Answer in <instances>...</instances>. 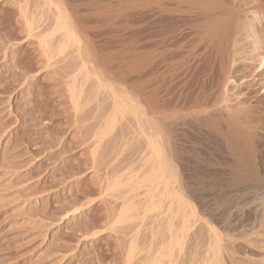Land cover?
I'll return each instance as SVG.
<instances>
[{
	"label": "rangeland",
	"instance_id": "1",
	"mask_svg": "<svg viewBox=\"0 0 264 264\" xmlns=\"http://www.w3.org/2000/svg\"><path fill=\"white\" fill-rule=\"evenodd\" d=\"M73 1L77 2L78 0ZM73 1L71 0L72 6L69 4L66 5V1L64 2V0L62 2L64 3L66 11L69 9L67 13L70 11V15H72L71 10L76 9H70V7H73V4H75ZM97 1L109 5L105 4L104 6V4H98L96 0H81L77 2L79 3V8L76 9L77 13L79 12L76 17L80 16L81 18L77 19L75 17L76 19H74V17H72L75 16L76 12L73 13L72 16L68 14L72 18V24L76 27V29H73L78 31L76 33L79 34L80 44L78 43L79 46H77V44L74 45L77 49H75L72 44H67L64 51L58 54L59 52L56 47L60 45L62 39L61 35H59L60 33L54 34V32H52V27H54V11L52 13V7L50 11L45 7H41V0H0V264H208V262L209 264H264L263 202H259L260 200L252 201L254 203L256 202L255 204L257 206H255V208L259 206L262 210L258 208L253 211L255 208L252 207L255 204L252 202L249 203L250 201L249 199L247 200V198H243L241 202L242 205H244L243 202L249 201L248 203L251 204V206L249 205L250 207H248L247 202L245 203L247 207L242 205L239 206L241 198L237 199L238 203L237 201L231 202L232 206L228 203L227 206L225 204L223 207L219 204L220 200L216 199L214 201L215 204L213 203L211 205L212 207L214 206V209H218L217 212H214L212 211V207L209 205L205 206L206 204L202 203L196 196H194L195 201H193L194 197L192 196L193 198L191 197V200L187 201V203L190 201V207H185L186 204L182 206V204L177 201L175 202V199H172L174 197V195H171L172 193H177L175 197L181 193L174 183L175 181L173 182V179H169L170 184H168L167 181V189L168 191L171 190V192L168 193L165 189L166 181L163 182L160 176H158L160 172L156 171L158 174H154L153 171L156 169L148 167L149 165L147 164L145 165L144 157L147 156L148 146L146 142L144 143V139L147 137L143 139L139 133L140 130L138 132V123L131 118V116H133L130 114L132 111H128L127 108L126 110L130 112L129 114L125 110L122 113L124 115H120V117L118 113L117 117L116 114L115 117L112 116L114 115V113L111 114L114 110V108H112V105H114V103H112L114 98L111 96L113 94L111 91L114 92V90L117 89V91L119 90L117 92L118 94L121 89L125 87L123 90L126 94L122 90L119 96H121L122 93L125 95H127V93L129 94V88L128 86L126 87L127 82L129 85L128 80H131L141 72L136 76L139 77L144 70L140 67L142 69V71H140L141 69L139 66L142 64L146 67L147 64L145 66V63L148 62L149 64L150 61L146 56H144L145 58L141 56V60H139V56H133V58L135 57L136 59L139 57L138 62L141 61V64L139 63V66H136L138 65L136 64L137 61L132 58L131 52H126L129 50V47L126 45L128 40H125V35L126 37L128 36L126 33L129 30V24H127L129 10L125 8L128 5L127 0H113L112 3L111 0H109V3L108 0ZM125 1L127 4H124ZM236 1L240 4L236 3ZM250 1L251 0H246L245 2L242 0H232L231 3H234L233 6L236 8L240 5L243 11L245 9V11H247L253 6L252 4L255 5L257 3V1L253 0V2H255L253 3L251 1L252 4H250ZM67 2H70V0H67ZM242 2L244 4H242ZM246 2L249 3L250 6L249 4L247 6ZM115 3L117 5L120 4V6H115ZM106 6L111 8H107ZM122 6L125 7L122 8ZM249 13L251 12L240 13V19L237 21L239 30H241L240 28L244 30L240 32L241 34L238 32V45L233 49L235 54L233 56L234 62L229 69L231 73L229 71V79L225 85L227 89V98H230L231 102L229 99H227V102H229L230 105H234L232 104L233 102L237 103L242 100H247L249 105L250 102L252 105L255 100L260 104L254 102L256 104L253 103V105L254 107L256 105V109H260L263 117L264 103H262L263 101L261 102V100L264 99V57L262 62L261 59L262 56H264V42H261L264 37L261 40L259 38L263 36L260 33V29H264V16L262 12H256L257 14L254 13V15ZM75 20H78L77 24ZM79 21L80 24L78 25ZM241 21L242 24L238 25ZM257 21H259V23H257ZM30 22L33 23L32 26H29V24H31ZM247 22H249L248 24L252 23L250 27L252 30H255L253 33L250 31V27V29L247 28L249 26ZM256 23L258 25L253 26L256 25ZM246 24L247 27H244ZM259 24H261V27ZM27 25L30 27V30ZM50 29L52 30L50 31ZM257 31H259L260 34ZM50 32L53 35H48ZM255 32L258 35H256ZM254 34L257 36L256 38ZM45 36L49 37L45 38ZM43 38H45L44 41L48 39V41L46 40L48 45L45 46L43 43L41 44ZM257 39L260 41L258 42ZM83 56H92L91 59L98 56V59H95L97 60L95 69H97L98 63H100V65L97 70H94L96 72L94 75L97 74L94 78L93 74L85 75V70L88 69L90 65L86 64L87 61ZM107 56H110L108 58H112V63H109L110 66L108 65L109 69L106 64H102L101 62L102 59L109 60ZM121 57L125 59L131 57L130 59L136 61L135 66L132 60L130 62H133V64L129 62L130 59L127 61L128 64H126V60ZM80 58L82 61L85 60L86 62H82ZM93 59L92 61H94ZM119 59H122V63L124 60L125 64H119ZM81 63L86 64V69H81L82 71L79 70L82 65ZM129 64H132L136 69L132 68V65L130 66ZM125 65H127V68L130 66L133 72L137 70V73L134 72V75L132 73L128 76L127 74L131 72V69H128L130 70V72H128L125 69ZM78 70L80 72H78ZM118 75L122 77H118ZM125 77L129 79L127 80ZM120 81H123V83ZM113 88L116 89L113 90ZM72 96L77 97L73 98ZM119 96L117 98L121 100ZM127 96V99H129V95ZM262 96L263 98L260 100ZM231 97H234L235 100ZM117 98L115 101H119ZM240 98L243 99L240 100ZM247 98L251 99V101H248ZM125 101L127 100L125 99L124 102ZM229 104L227 103V105ZM130 105L131 104L128 102L127 107H129V109H131ZM257 105H260L261 108L257 107ZM140 116L138 117L140 118ZM108 117H114V119ZM142 117L144 116L142 115ZM108 119L113 121L109 122ZM107 120L109 124L112 123L111 126H114L110 127V125L106 123ZM136 120L139 122L137 117ZM143 120L145 121L143 118L140 119L142 124L141 122H139V124L141 126L145 124ZM105 124L109 126L110 129L106 128L107 126ZM142 128L143 127H140L139 129ZM144 128L141 131L145 134L146 128L145 130ZM198 138H200V143L202 142L205 144L203 140L205 138ZM148 154V157L154 160L153 156H150V150H148ZM148 157L146 161L150 162V158L148 159ZM149 162L147 163L150 164ZM152 164L153 161L150 166ZM155 165H157V163ZM155 165H153V167H156ZM173 166L175 167V165ZM149 168L152 170L153 173L151 172V174L154 175V178L159 177L158 180L155 178L159 183L154 180L152 185L150 184L151 187L147 185V183H151L150 181L153 177L148 178L150 175ZM175 168L178 167L176 166ZM186 170L188 173L190 172L188 169H185V171ZM146 173L148 176L146 175L147 178L144 180H150L148 182H142V176L144 177ZM134 175L136 176L134 177ZM189 175L190 174L183 173L178 177H181V181L183 180L182 183L184 182V184V180H186L187 184L185 185H188ZM178 177L176 176V181H180ZM133 181L140 185L136 187ZM112 183L116 185L120 184L121 186L118 185L119 188H117L118 186H114ZM155 184H160V186ZM154 185L160 190L159 193V190L156 188L155 190L153 189ZM110 187L115 191L111 190ZM150 188H152V190ZM148 189L149 193L147 192ZM172 189L176 190L173 192ZM153 190L154 192H152ZM144 191L149 195L147 194L146 196ZM153 193L157 194V197L158 194L162 195L163 197H161L165 201L161 202L163 200L159 198L160 204H158V206L157 203H159V200H157L156 195ZM151 194L154 195L155 198L151 196V199H149L148 197H150ZM164 194L167 195L165 196L166 198ZM168 195L172 198H169ZM167 198H169V200L171 199V202L180 205L176 207V205L170 203ZM181 201L183 202V200ZM216 202H218V205ZM148 203L150 205H148ZM155 203L156 205L154 206ZM169 203L171 205L173 204V209L169 208V211L171 209L172 212H168L164 217V214L168 211L165 206L168 204L167 207H169ZM200 203H202V205ZM235 203L237 205L234 206ZM146 204L147 206H143ZM197 204L199 205L197 206ZM153 206L157 207L156 209L161 207V210L158 212ZM219 206L221 209L218 208ZM237 206H239V210L236 209ZM184 207V211L188 215V210H190L189 218L193 219V221L191 219L192 222L189 220L188 215H186L184 211H181ZM198 207H202V211H200ZM230 207L233 208V211H236L233 213ZM128 208L132 210L129 209L130 211L128 212ZM148 208H151V210L154 209L155 213L153 210L151 213V210L149 211ZM192 208H194V210L196 209V211L199 210L202 214L209 215H207V218L211 221L213 220L214 227L212 226V229H214L218 236L219 231L222 230L219 236L221 239L220 246H226V243H222L224 240L228 242L226 248L223 246L221 249H223L224 252H222L225 255L227 254L228 259L229 254L233 255V257L230 255V261L232 263H229V260L226 259L227 256L224 258L225 255L222 254L221 251L219 252L221 256L219 254H213L212 259L210 261L207 260V257L208 259L209 256L211 258V255L208 254L213 252L209 253L206 243H208V240H211V242L213 241L211 238L212 235L214 236V233L213 230H211V226L206 224L203 219L198 217L199 220L197 217H191ZM250 208H252V211ZM123 209L125 213L127 211L126 217H122V215H125L122 213L120 217L118 216V223H115V218H117V215H119V212L123 211ZM144 209L148 210L144 211ZM224 210L226 214L223 213V215H221ZM228 210L232 211V214L237 217H234ZM259 210L260 213L258 214ZM176 211L178 212L177 216L181 217H178L180 221L175 215ZM206 211H209L210 214ZM242 211L243 213H241ZM249 211H251V215L248 214L250 213ZM170 213H175L173 214L175 218ZM227 213L231 216H228ZM161 214L163 216H160ZM262 214L263 216H260ZM168 215L170 216L169 219L167 218ZM245 215H248V220L249 218H254V222L252 219V222L249 224L248 222H250V220L246 221L247 217ZM154 216L156 218H154ZM255 216L258 221L260 219L259 222L257 220L255 221ZM259 216L260 218H258ZM182 217L184 218L182 219ZM121 218L122 220L120 221ZM124 218L129 219H126V222H122L125 221ZM235 218H238V220ZM217 219L223 220L219 222ZM170 220L171 223H169ZM183 220L186 222L185 227L183 226L184 230L181 229ZM214 220H217L216 223ZM239 220L243 221L241 222ZM173 221H175V226ZM223 221L226 224H222ZM229 221H231V224L232 221H234L232 225H235V227L239 226V224L237 225L236 223L239 222L241 224L239 230L241 234L244 233V239L238 234L240 233L239 230L234 232L233 235L236 236L235 238L229 239L228 236V238L224 237L226 235L223 233V228ZM167 222L168 224H172L171 228H175L174 230H176L174 232L169 226V235H166L168 231ZM179 222H182V224ZM201 222L202 224L204 223L203 226H201ZM190 223H193L192 227ZM245 223L250 226V228L248 226V230L245 228ZM252 223L255 225L257 224L255 227L256 229H254L255 225L253 226ZM178 225L180 231L179 228H176ZM215 226H217V228ZM243 227L247 234L250 235V233L253 232L255 235L253 233L251 236L245 234V232L242 231L244 230ZM185 228L187 229L186 233ZM190 228L194 230L192 229L190 231ZM198 228H200V231H198ZM203 228H205L207 232L203 231L205 230ZM218 228L221 230H216ZM257 230L261 234H258ZM153 231L156 232V234H154ZM193 231H195V235L198 234V236H193L194 234H191ZM201 232L203 237L201 236ZM178 233L180 234V239ZM236 233L239 235L238 237ZM171 234H174L175 238L174 235L171 237ZM191 235L192 238L195 239H191ZM151 236L153 238H151ZM168 236L170 237V241L168 240ZM186 236L187 238H185ZM199 236L201 237L199 238ZM208 236L211 238H208ZM184 238L186 241H184ZM174 239L175 241L173 242L172 240ZM234 239H236V241ZM241 239L244 240V245L242 247L241 244L243 243ZM245 239L248 240L249 246L245 244ZM251 239H254V242L251 241ZM182 240L184 242H182ZM178 241L179 243L177 244L176 242ZM232 241L235 244H233ZM162 244L165 246L162 247ZM167 244H170L169 248H172L168 250ZM175 245L178 246V250L183 248L181 253H179L180 251H176ZM230 245L233 246L230 249L232 253L230 252L228 254ZM234 245L235 250L238 249L235 253ZM236 245L239 248H237ZM161 248L164 250L167 248L165 253L163 249V252H160L159 249ZM171 249L173 251H171ZM226 249L228 252L225 251ZM173 252L176 254L178 253V256ZM205 252L207 253L206 255L204 254ZM171 253L173 256H170ZM233 253L237 254L234 255ZM130 255L132 256L129 259L128 257ZM157 255L158 258L159 255H161V258H159L161 261L157 260ZM165 255L166 257H164ZM219 258H222L221 261H219ZM206 260L208 262H206Z\"/></svg>",
	"mask_w": 264,
	"mask_h": 264
},
{
	"label": "bare ground",
	"instance_id": "2",
	"mask_svg": "<svg viewBox=\"0 0 264 264\" xmlns=\"http://www.w3.org/2000/svg\"><path fill=\"white\" fill-rule=\"evenodd\" d=\"M78 1H81V0H78ZM82 1H86V0H82ZM112 1L113 0H111V3H112ZM114 1H116V0H114ZM231 1L232 0H127V3H128L127 7H125L126 5L122 6V8L125 7V8H128V10H129V13L127 15L128 16L127 17L128 23L125 20L126 23L129 24L128 25L129 30L127 29L128 32L126 33V34H128V36L126 37V35H125V40L126 41L128 40V42H126V45H127V47H129V50L126 52H131L132 58H133V56H135V57L139 56L140 57L139 60H141V56H143L142 58H145L144 56H146L150 62L148 64V62L145 63V60H144L145 66L147 64V66L144 67L140 63L141 61L138 62L139 57L137 59L134 57L133 59L136 60L137 61L136 64H138L136 66H139V63H140L143 67L140 65L139 68L141 67L144 70L139 77H136V76H138L141 72L140 73L138 72L139 74H137L133 78L130 77L132 79L128 80L129 78L127 79L126 77H128L132 73L134 75V72L137 73V70L134 72L132 71V68L136 69L132 65L134 62V66H135L136 61L130 59L131 57H129L127 59L121 57L122 59L126 60V64H128L127 61L129 59H130L129 62L131 60L133 61V62H130V63H132L131 64L132 66L129 64L132 68H130V66H129V68H127V65H125L126 66L125 69L128 72H130V70H128V69H131V72L128 73L127 74L128 76L125 77L129 81V85H128V82L126 85V87L128 86V88H129L128 89L129 94L127 93V95H129V99H127L128 96L125 95L126 93L123 90V89H125V87L123 89H121V91H120V92H122V90H123L125 93V94L122 93L121 96H119L120 92L117 94V92L119 90L117 91L116 88H113V90L114 89H116V90H114V92L111 91L113 93V94L111 93L112 94L111 96H113V98H114L113 99L114 101L112 100L113 101L112 103H114V105H112V108H114V110L111 114L114 113V115H112V116L115 117V114H116V117H117V113H118V115L120 117V115H124L122 113L128 108V111L131 110L132 113H130L131 111L127 112V110H126V112L128 114L130 113L131 115H133V116H131V118L134 119V121H136L140 127L144 128L146 126L145 127L146 131H147V132L145 131L146 136H145L144 132L141 131L143 128L139 129L140 127L138 125H137L138 128L137 127L136 128L138 129V132L140 130L139 133L141 134L143 139L145 137L148 138V139L145 138L144 139L145 141L144 140L143 141H144V143L146 142V144L148 146L147 149L151 151L150 156L151 155L153 156V158H154V160L158 166L155 165L156 163L154 162V160L152 158L148 157V155H149L148 150H147V156L144 157L145 159L142 157L145 160L144 163H145V165L146 164L149 165L148 167H151L152 169H156L155 171H153L154 174H158V173H156V171L160 172L159 173L160 175H158V176H160V179L163 180V182L166 181V183H165L166 188L165 189L167 191H168L167 185L170 184L169 179H171V180L173 179L172 180L173 182L175 181L174 183L177 185V187L179 188L181 193L177 197H175V195H177V193H175V194L172 193L171 195L172 196L174 195L175 198L169 197V195H168V197L175 199V202L177 201L178 203L182 204V206H183V204H186L185 207H188V206L190 207V205H189L190 201H189V203H187V201L191 200L190 198L192 196L193 197L196 196L198 199L201 200L202 203L206 204L205 206L209 205L210 207H212L211 205L213 203L215 204L214 201L216 199L220 200L219 204L222 207L225 204L227 206L228 203H230L231 204L230 206H232L231 202L237 201V203H238L237 199H240V198H241V200L239 201L240 202L239 206L242 205L241 201L243 198H247V200L249 199V201H250V202L248 201L249 203H251L252 201H259V200H260L259 202L264 203V118H263L264 116L262 117L263 114L261 115L260 109H258V108L256 109V105L254 107L253 103L257 102L255 100L252 103L253 107L251 105V102L249 105L247 100H242V101H239L237 103L233 102L232 104H234V105H230L229 102H227L228 101L227 99H229V101H230V98H227L228 97L227 93H226L227 89L225 87V85L229 79L228 78V74L230 71L229 69L231 68V65L234 62L233 56L235 54H234L233 49L236 45H238L237 44L238 43V41H237L238 32L240 33L244 30V29L242 30V28H240L241 30H239V27L237 26V21H238V19H240L239 15H240V13H245V12H251L253 15L256 12H260V13L262 12L263 16H264V0H255V1H257V3L255 5L252 4L253 0H251L252 2L250 1V4H252L253 6L251 5L252 7L250 9H248L247 11H245L246 9L243 11L242 10L243 8L241 9L240 5H239L240 9H239V7L236 8L235 6H233L234 3H231ZM242 1L245 2L246 0H242ZM62 2H63V0H41V2H40L41 7L47 8L48 11H50L51 7L53 8V10H52V8H51V10H52V13L54 11V24H53L54 27H52L53 30L50 29V31L52 30V32H54V34L60 33L59 35H61V39H62L60 45H58V47H56L58 49V52H59L58 54H60L64 51V49L67 47L66 46L67 44H72L73 46L77 44V46H79L78 43L80 41L79 36H78L79 34L76 33L78 31L74 30V29H76V27L72 24V18L70 17L73 15V13L76 12L75 16H72V17H74V19L81 18L80 16L76 17V15L79 13V12L77 13V11H76V9L79 8V3L73 1V2H75V4H73V7L68 6V7H70V9L76 8V9L71 10L72 15H70V11H69V13H67V11L69 9H67V11H66L64 3H62ZM64 2L66 3V5L72 4L71 0H70L71 3L67 2V0H64ZM96 2H98V4H104V3H101V1L99 2L96 0ZM108 3H109V0H108ZM127 3L125 1L124 4H127ZM236 3H239V2L236 1ZM236 3H235V5H236ZM105 4H107V3H105ZM105 4H104V6H105ZM242 4H244V3L242 2ZM248 4L249 3H247V6H248ZM250 4H249V6H250ZM107 5H109V4H107ZM116 5L117 4L115 3V6ZM118 5L120 6V4H118ZM104 6H102V7H104ZM110 6H112V5H110ZM106 7L108 8L109 6H106ZM244 7H245V5H244ZM109 8H111V7H109ZM126 13H124V14H126ZM251 13H249V14H251ZM240 17H242V16H240ZM125 18H126V15H125ZM241 20H242V18H241ZM75 21H76L75 23L77 24L78 20H75ZM253 22L255 23L254 20H253ZM248 23L249 22H247V24ZM257 23H259V21H257ZM257 23H256V25H253V26H257L258 25ZM79 24H80V21H79L78 25ZM240 24H242V21L238 25H240ZM247 24H246V26L244 25V27H247ZM250 24H252V23H250ZM250 24H248L249 26L247 28L250 27ZM32 25H33V23L29 24V26H32ZM260 25L261 24H259V26ZM29 26H28V29L30 30ZM126 27H127V25H126ZM240 27H243V26H240ZM262 30L260 29V31H261L260 33L263 36L261 38H259L260 37V35H259V37H258L260 40L264 37V29H262ZM250 31L253 33V31H255V30H252V28H251ZM247 32H249V31H247ZM257 32L259 33V31H257ZM50 34H51V32L48 35H50ZM255 34H256V32H255ZM255 34H254V36H255ZM51 35H53V34H51ZM256 35H258V34H256ZM46 36H45V38L49 37V36L48 37H46ZM249 36H251V35H249ZM252 36H253V34H252ZM256 37L257 36H255V38ZM45 38H43V42L41 41V44L43 43V45L46 46V45H48V43H47L48 39H46L47 41L46 40L44 41ZM257 41H258V39H257ZM263 42H264V38H263L261 43H263ZM253 45H254V43H253ZM45 46H43V47H45ZM263 46H264V44H263ZM74 48H75V46H74ZM75 49H77V48H75ZM49 50H50V47H49ZM107 52H109V51H107ZM77 53H79V52H77ZM237 53H238V51H237ZM127 54H130V53H127ZM261 54H263V53H261ZM128 56H130V55H128ZM83 57L88 63L85 60L82 61L81 58H80V60L82 62H86V64H88L90 66L88 69H86V64L81 63L82 65L79 68V70L86 69L85 75H87V74L88 75L89 74L94 75V73H96L94 70H97L99 65H100V63H98L97 69H95V66H96L95 64L97 61L95 59H98L97 58L98 56H96V58H94V59L92 58L94 61H92V59H91L92 56H83ZM108 57H110V56H107V58ZM111 57H112V55H111ZM263 57L264 56H262L261 62L263 61ZM235 58H236V56H235ZM108 59L109 60L102 59V61L101 60L100 61L102 62V64H106L107 66L108 65L110 66L109 63H112V58H108ZM147 59H146V61H147ZM88 60H90V61H88ZM121 60L119 59V62H120L119 64L122 63ZM124 60H123L122 64H125ZM109 61H111V62H109ZM113 61H115V60H113ZM93 62H95V63H93ZM103 62H105V63H103ZM142 62H143V60H142ZM115 63H117V62L115 61ZM109 66H108V69H109ZM137 69H138V67H137ZM79 70H78V72H80ZM127 71H126V73H127ZM140 71H142V69ZM230 73H231V71H230ZM119 74H120V72H119ZM83 75H84V73H83ZM95 75H97V74H95ZM95 75L93 76V78L95 77ZM90 76H92V75H90ZM118 77H122V76L118 75ZM123 81H120V82L123 83ZM230 81H232V80H230ZM227 85H229V84H227ZM228 94H229V92H228ZM118 96L121 97V100H120V98H117ZM233 96H234V94H233ZM72 97L75 98L77 96H75V97L72 96ZM116 98L119 101H117V100L115 101ZM231 98H233V100H235L234 97H231ZM261 98H263V96L260 97V100H261ZM123 99L124 100L126 99L127 101L124 102ZM241 99H243V98H240V100ZM244 99H245V97H244ZM249 100L251 101V99H248V101ZM256 100H258V99H256ZM74 101H73V103H74ZM128 102H129V104H131L130 105L131 109H129V107H127ZM261 102L264 103V99L261 100ZM227 103L229 105H227ZM257 103L260 104L259 102H257ZM77 104H78V102H77ZM254 104H256V103H254ZM257 107H260V105H257ZM263 107H264V105H263ZM139 108H141V109H139ZM142 115L144 117H142ZM135 116L137 117V119H139V122H141L140 121L141 118L145 119V121L144 120L143 121L146 125L143 123L144 126L143 125L141 126L139 124V122L136 120ZM138 116H140V118ZM114 117H111V118L114 119ZM108 118H110V117H108ZM129 119H130V117H129ZM108 120L106 122L108 124L110 121H113V120H109V122H108ZM141 124H142V122H141ZM109 125H110V127L114 126V125L111 126L112 123H110ZM135 126H134V128H135ZM110 127L107 126L106 128L110 129ZM145 128H144V130H145ZM143 134H144V136H143ZM136 136H137V133H136ZM198 137L205 138V139H203L205 144H203L202 142L200 143V140H199L200 138H198ZM139 140H140V138H139ZM147 157H148V159L150 158V162L146 161ZM151 160L153 161V164L150 166V164L152 163ZM147 162H149L150 164H148ZM174 162H175V164H174ZM153 165H155L156 167H153ZM173 165H175V167L177 166L178 168H175ZM145 167H147V166H145ZM185 169H188L190 172L188 173L187 170H186L187 171L186 172ZM149 171H150V173L148 171H146L147 173L150 174L148 178H151L152 176L153 177H152V180L150 181L151 183H147V185H148V187H151L154 180H156V179L158 180L159 177H155L156 178L155 179L154 175L151 174L152 170H150V168H149ZM182 171H185V172H183L184 174L185 173L190 174L188 176V178H189L188 185L189 186L185 185V184H187L186 180H184L185 181V184H184V182L182 183L183 180L181 181V177H178V176H180V174H183V173H181ZM147 173L144 174L145 175L144 177L142 176V180H143L142 182L146 181L144 179L147 178V176H148ZM135 176L136 175H134V177ZM176 176L178 177V179H180V181L179 180L176 181ZM182 179H184V178H182ZM149 180L150 179H147L146 182H148ZM114 181H116V180H114ZM167 181H168V184H167ZM157 183H159V182L157 181ZM174 183H173V185H174ZM112 184L114 186L120 185V184L116 185L114 183H112ZM135 184L136 183L134 182V185ZM137 185H138V183L135 186L137 187ZM141 185H143V184H141ZM155 185H157V184H155ZM155 185L153 186L154 190L156 188ZM143 186H145V185H143ZM157 186H160V184ZM170 186H172V185H170ZM117 188H119V186ZM163 188H164V186H163ZM145 189H147V188H145ZM150 189L152 190V188H150ZM170 189H171V187H170ZM111 190H113V189L111 188ZM154 190L152 192H154ZM157 190H159V189H157ZM175 190H173V192ZM113 191H115V190H113ZM148 191H149V189L147 190V192ZM167 191H166V194H167ZM159 192H160V190L158 191V193ZM169 192H171V190L168 191V193ZM145 194H146V192H145ZM147 194H146V196H147ZM154 195H156V197H157V194H154ZM154 195L151 194L150 197H148V198L151 199V196L154 197ZM146 196H145V198H146ZM161 196L162 195L158 194L157 200H159V198L161 200L163 197V196L162 197ZM165 196H167V195L164 194V197ZM169 198H167V199L169 200ZM149 199H148V201H149ZM194 199H195V197L193 198V201H195ZM160 200H159V203H157V205L160 204ZM181 200H183V202ZM152 201H153V199H152ZM152 201H151V203H152ZM164 201L165 200H163L161 202H164ZM169 201H170V203H173V202H171L172 201L171 199ZM193 201H191V202H193ZM196 201H198V200H196ZM175 202L173 204L176 205V207H178V205H180V204H175ZM246 202H243L244 205H242V206H245ZM202 203H200V204L202 205ZM217 203L218 202H216V204ZM249 203H248V207L251 206V204H249ZM252 203H254V202H252ZM191 204H193V203H191ZM257 204H258V202H257ZM260 204H262V203H260ZM148 205H150V204L148 203ZM155 205H156V203L154 204V206ZM170 205H169V207H167L168 204H167V206H165L166 210L168 209V211L165 214L163 213L164 217L168 212L171 211V209L169 211V208H172V205L171 206ZM198 205L199 204H197V206ZM235 205H237V204L235 203L234 206ZM143 206H147V204L143 205ZM154 206H153V208H155V210H157L158 212H159V210H161V207H158V209H156L157 207H154ZM239 206H237L236 209L239 210L240 209ZM255 206H257V205L255 204L252 208H255ZM176 207H175V209H176ZM185 207L183 208V210H181L182 212L185 210ZM193 207H195V206H193ZM213 207H212V211L217 212L218 209L216 210ZM245 207H247V206H245ZM151 208H148L149 211L151 210ZM188 208H186V209H188ZM198 208H200V207H198ZM218 208L221 209L220 206ZM230 208H232V207H230ZM252 208H250L251 211H252ZM258 208H259V206H258ZM258 208H255L253 211H255ZM129 209L130 208H128V210H127L128 212L130 210H132V209H130V210ZM145 209H146V207H145ZM145 209H144V211L148 210V209L147 210H145ZM201 209H202V207L200 208V211H202ZM208 209H210V208H208ZM242 209H243V207H242ZM263 209H264V207H263ZM152 210L155 213L154 209H152ZM152 210H151V213H152ZM260 210H259L258 214L260 213ZM127 211H126V213H127ZM157 211H156V213H157ZM177 211H176V214L175 213H173V214H175L177 219L180 221L181 217L177 216V213H178ZM188 211H189V215L185 211L184 212L186 213V215H188V218H189L190 217V210H188ZM200 211L199 210L196 211V209L194 210V208H192L191 217H197V218L199 217V218L203 219V221H205L206 224L211 226V230H213L214 236L212 235V238L208 236V238L213 239V241L211 242V240H208V243L209 242H211V243H209V244L206 243L207 244L206 246H208L207 249H208L209 253L213 252L211 254H208V255H211V258L209 256V259L207 257V260L210 261L212 259L213 254H219L220 251L221 252L223 251V249H221V247L224 246L226 248L228 242H226V240L223 239L224 241L222 243H224V244L226 243V246L225 245L220 246L221 239L219 238V236L221 235L222 230L220 228L216 229V230H219V229L221 230V231H219V236H218L216 234V232L214 231V229H212V226H213L212 221L213 220L212 221L209 220L207 218L209 215L207 214L208 215L207 216L205 214H202ZM228 211H229V213L231 212V214H232L233 208H232V211H230V210H228ZM235 211H233V213ZM251 211H249L250 213H248V214L251 215ZM143 212H142V214H143ZM174 212H175V210H174ZM206 212L209 213V211H206ZM225 212H226L225 210H224V212L222 211L221 215H223V213H225ZM263 212H264V210H263ZM119 213L120 214L117 215V218H115V223L118 221V216L120 217V215H122V213L125 214V215H122V217L123 216L126 217V213L124 212V209H123V211H120ZM219 213H218V215H219ZM238 213H239V211H238ZM241 213H243V211ZM256 213H257V211H256ZM142 214H141V216H142ZM148 214H150V213H148ZM170 214L174 217V215L172 213H170ZM254 214H255V212H254ZM131 215H133V214H131ZM145 215H147V214H145ZM214 215H216V214H214ZM227 215H228V213H227ZM227 215H224V216H227ZM252 215H253V213H252ZM160 216H163V215L161 214ZM228 216H231V215L229 214ZM260 216H263V214ZM260 216L258 218H260ZM169 217L170 216L168 215L167 218L169 219ZM173 217H172V219H173ZM178 217H180V218H178ZM246 217H247V219L246 218L245 219L247 221L248 215ZM250 217H252V216H250ZM154 218H156V217L154 216ZM183 218L184 217H182V219ZM197 218H196V220H197ZM213 218H214V216H213ZM238 218H239V216H238ZM238 218H235V219L238 220ZM126 219H125V221H122V222H126L128 220V219L127 220ZM191 219L192 218H189L190 221H191ZM210 219H211V217H210ZM242 219H244V218H242ZM252 219L254 222V218H252ZM252 219L249 218V220H250V222H248L249 224L252 222L251 221ZM263 219H264V217H263ZM121 220H122V218L120 219V221ZM184 220H183V224H182V222H179L180 224H182L181 229H183L186 225V222ZM220 220L221 219H219L218 221L220 222ZM228 220H230V219H228ZM228 220H226V221H228ZM256 220L258 221L257 217L255 218V221ZM166 221H168V220H166ZM175 221H173V223ZM192 221H193V219H192ZM216 221H215V223H216ZM239 221H241V220H239ZM259 221H260V219H259ZM233 222L234 221H232V224H234ZM261 222H262V220H261ZM169 223H171V220L169 221ZM188 223H189V221H188ZM224 223L225 222L223 221L222 224H224ZM166 224H167V230H168L166 235L167 234L169 235V226H170L171 230L173 229L174 232L176 231V230H174L175 228H171L172 224H168V222ZM192 224H191V227H192ZM232 224H231V221H229V223L223 228L222 225H220V223H219V225L223 228V233H225V235H226L224 237L228 236L229 239L233 238V237L235 238L236 236L233 235L234 232H237L241 228L240 227L241 224L239 222L236 223L237 225L239 224L238 227H235V225H232ZM245 224H246L245 225L246 227L245 226L244 227L247 228V230H248L250 228V226L247 225V223H245ZM203 225H204V223L202 224V222H201V226H203ZM254 225L255 224H253V226ZM256 225L254 226V229H256L255 228ZM174 226H175V223H174ZM217 226H215V227L217 228ZM248 226H249V228H248ZM198 227H199V225H198ZM244 227H243V229H244ZM257 227H259V226H257ZM176 228H179V225H178V227L176 226ZM196 228H197V226H196ZM192 229L190 228V231ZM198 229H199L198 231H200V228H198ZM203 229H205V228H203ZM165 230H166V228H165ZM173 231H172V233H173ZM179 231H180V228H179ZM203 231L207 232L206 229ZM242 231L245 232V234H247L245 229ZM186 232H187V229H186L185 233ZM194 232L195 231H193V233H191V234H194L193 236H198V234L195 235ZM250 232H251V230H250ZM183 233H184V231H183ZM252 233H250V235L249 234H247V235L251 236ZM259 233L260 232L258 231V234ZM154 234H156V232H154ZM238 234H240V236H242L241 238H243L244 233L241 234V231H240V233H238ZM238 234L236 233L237 237L239 236ZM258 234H256V235H258ZM173 235L171 234V237ZM203 235H204V233H203ZM247 235H246V237L249 239V237ZM176 236H177V233H176ZM201 236H202V232H201ZM201 236H199V238ZM206 236H207V233H206ZM178 237L180 239V234ZM178 237H177V239H178ZM222 237H223V235H222ZM151 238H153V237L151 236ZM174 238H175V235H174ZM185 238H187V236ZM185 238H184V241H186ZM188 238H189V234H188ZM197 238H196V240H197ZM227 238H225V239H227ZM244 238H245V236H244ZM191 239H195V238H192V235H191ZM204 239H205V236H204ZM236 239H234V240L236 241ZM243 239H241L242 243L244 241ZM168 240L170 241V237ZM205 240L207 242V239H205ZM205 240H204V242H205ZM172 241L174 242L175 239ZM184 241L182 240V242H184ZM239 241H237V242H239ZM251 241L254 242V239L253 240L251 239ZM251 241H250V243H251ZM164 242H165V240H164ZM167 243H168V241H167ZM176 243L178 244L179 241ZM232 243L235 244L233 241H232ZM155 244H156V242H155ZM230 244H231V242H230ZM245 244H248V240L245 241ZM167 245H168V250L170 248H172V247L169 248L170 244H167ZM179 245H181V244H179ZM202 245H203V243H202ZM243 245H244V243L241 244V247ZM161 246L163 247L165 245L162 244ZM204 246H203V248H204ZM206 246H205V248H206ZM248 246H249V244H248ZM175 247H176L175 249L177 252L180 251L179 253H181V251L183 250V248L182 249L180 248V250H178L177 245H175ZM232 247L233 246L230 245L229 252L227 251V249L225 251H227L229 254L231 252L230 249ZM245 247H246V245H245ZM237 248H239V247L237 246ZM162 249L163 248L159 249L160 252L162 251ZM175 249H174V251H175ZM166 250H167V248H165V250L163 249L164 253ZM236 250H238V249H236ZM236 250H235V245H234V253ZM171 251H173V250L171 249ZM223 252H222V254H224ZM129 253H131V252H129ZM174 254H176V253H174ZM204 254L206 255L207 253L205 252ZM236 254H234V255H236ZM167 255H168V253H167ZM171 255L173 256L172 253L170 254V256ZM176 255L178 256V253ZM230 255H232V254H229V259H228L227 254L224 256V258L227 256L226 259L229 260V263L231 262L230 261V258H231ZM131 256L132 255H130L128 258L130 259ZM164 257H166V255ZM215 257H218V256H215ZM215 257H214V261H215ZM232 257H233V255H232ZM157 258H158V255H157ZM159 258H161V255H159ZM159 258L157 260H160ZM224 258H223V260H224ZM221 259L219 258V261H221ZM207 260H206V262H208ZM214 261H213V263H214ZM232 261H233V259H232ZM235 261H236V259H235ZM225 262H226V260H225ZM208 264H209V262H208Z\"/></svg>",
	"mask_w": 264,
	"mask_h": 264
}]
</instances>
